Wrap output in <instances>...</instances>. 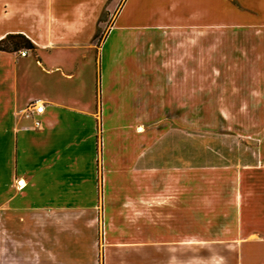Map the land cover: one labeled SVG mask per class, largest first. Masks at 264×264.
Here are the masks:
<instances>
[{
	"label": "crops",
	"instance_id": "0c3cea01",
	"mask_svg": "<svg viewBox=\"0 0 264 264\" xmlns=\"http://www.w3.org/2000/svg\"><path fill=\"white\" fill-rule=\"evenodd\" d=\"M12 34L34 47L0 49V264H82L98 222L104 264H264V137L198 173L194 139L196 65L232 39L236 112L264 116V0H0Z\"/></svg>",
	"mask_w": 264,
	"mask_h": 264
},
{
	"label": "rangeland",
	"instance_id": "374dc122",
	"mask_svg": "<svg viewBox=\"0 0 264 264\" xmlns=\"http://www.w3.org/2000/svg\"><path fill=\"white\" fill-rule=\"evenodd\" d=\"M109 18V12H104L102 19ZM234 40L228 45L227 64H219L218 55H212L211 65H196V108L194 119V139H195V167L196 173L203 171L209 166L219 164H233L236 159L247 162L257 152L259 140L264 137V116L262 113L254 117L247 116L246 113L236 112L240 106L247 103L240 100L241 97L249 93L250 87L242 84V65H234ZM239 79V80H238ZM257 87V86H256ZM254 87V88H256ZM238 99V100H237ZM237 100V101H236ZM221 110H226L225 116L220 115ZM26 219L30 222L48 221L53 218L48 215L42 216L40 213H28ZM28 237L36 244L35 251L42 252L43 247L39 245V239L44 238L41 230L27 231L20 239ZM93 238L92 247L83 246L84 259L82 264H104L102 259L103 241L101 239L100 223L93 231H83V238ZM58 247H52L57 256ZM20 253H25L24 246L19 247ZM87 250V252H86ZM91 253V262H86L85 253ZM204 248L196 246V254H203ZM31 253V250H30ZM45 253H47L45 251ZM35 253L34 257H37ZM43 256V254H42ZM40 256L35 264H45ZM52 257L50 264H63ZM45 261V260H44ZM20 264H30L20 262Z\"/></svg>",
	"mask_w": 264,
	"mask_h": 264
},
{
	"label": "trees",
	"instance_id": "16d2710c",
	"mask_svg": "<svg viewBox=\"0 0 264 264\" xmlns=\"http://www.w3.org/2000/svg\"><path fill=\"white\" fill-rule=\"evenodd\" d=\"M34 47V45L22 34L7 35L0 39V49H10L18 47Z\"/></svg>",
	"mask_w": 264,
	"mask_h": 264
},
{
	"label": "built area",
	"instance_id": "2783aa9c",
	"mask_svg": "<svg viewBox=\"0 0 264 264\" xmlns=\"http://www.w3.org/2000/svg\"><path fill=\"white\" fill-rule=\"evenodd\" d=\"M20 55H23V56L26 55V51H21ZM29 106H30L29 107L30 109H29L28 115L33 117L34 125L38 127L40 125V120L36 118L35 115L42 112L43 106L41 104H37L36 102L31 103Z\"/></svg>",
	"mask_w": 264,
	"mask_h": 264
}]
</instances>
